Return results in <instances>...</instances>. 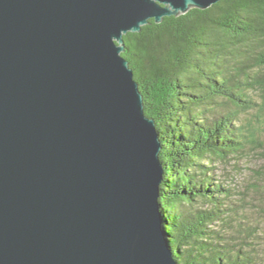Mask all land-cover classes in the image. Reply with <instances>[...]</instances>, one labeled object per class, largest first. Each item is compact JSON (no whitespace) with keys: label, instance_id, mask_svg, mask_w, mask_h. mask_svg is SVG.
<instances>
[{"label":"water","instance_id":"1","mask_svg":"<svg viewBox=\"0 0 264 264\" xmlns=\"http://www.w3.org/2000/svg\"><path fill=\"white\" fill-rule=\"evenodd\" d=\"M220 0H0V264H179L123 36Z\"/></svg>","mask_w":264,"mask_h":264},{"label":"trees","instance_id":"2","mask_svg":"<svg viewBox=\"0 0 264 264\" xmlns=\"http://www.w3.org/2000/svg\"><path fill=\"white\" fill-rule=\"evenodd\" d=\"M123 39L161 140L179 264H264V0L150 19Z\"/></svg>","mask_w":264,"mask_h":264},{"label":"rangeland","instance_id":"3","mask_svg":"<svg viewBox=\"0 0 264 264\" xmlns=\"http://www.w3.org/2000/svg\"><path fill=\"white\" fill-rule=\"evenodd\" d=\"M249 172H250L249 170H244L242 175H240L237 180L240 181L241 183H245L247 180Z\"/></svg>","mask_w":264,"mask_h":264}]
</instances>
